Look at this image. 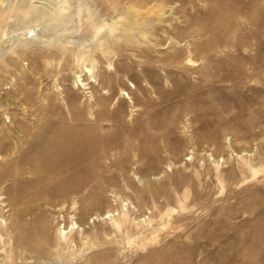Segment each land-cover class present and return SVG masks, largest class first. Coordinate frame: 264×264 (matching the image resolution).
Listing matches in <instances>:
<instances>
[{"label":"rangeland","instance_id":"obj_1","mask_svg":"<svg viewBox=\"0 0 264 264\" xmlns=\"http://www.w3.org/2000/svg\"><path fill=\"white\" fill-rule=\"evenodd\" d=\"M0 264H264V0H0Z\"/></svg>","mask_w":264,"mask_h":264},{"label":"bare ground","instance_id":"obj_2","mask_svg":"<svg viewBox=\"0 0 264 264\" xmlns=\"http://www.w3.org/2000/svg\"><path fill=\"white\" fill-rule=\"evenodd\" d=\"M39 153L42 156H24L21 172L31 176L32 192L40 201L70 204L80 201L84 204L93 198V193L77 196L93 179L90 173H83L79 168L86 156H56L58 145L54 142L42 146ZM22 191V197L29 192L28 189Z\"/></svg>","mask_w":264,"mask_h":264}]
</instances>
